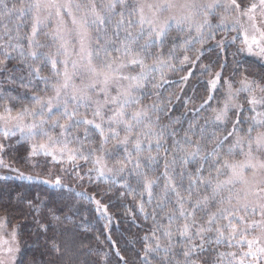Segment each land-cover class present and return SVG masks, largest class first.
<instances>
[{"label":"trees","instance_id":"16d2710c","mask_svg":"<svg viewBox=\"0 0 264 264\" xmlns=\"http://www.w3.org/2000/svg\"><path fill=\"white\" fill-rule=\"evenodd\" d=\"M14 11L0 0V51L6 34L15 31ZM29 14L23 17L22 64L0 59V102L23 107L50 96L59 76L50 42L36 45L27 38ZM181 54L153 55L136 83L132 121L113 138L80 120L78 110L62 119L83 154L105 156V163L94 162L99 169L91 170L85 159L62 165L33 156L25 141L10 151L21 170L38 176L0 179V216L16 231L14 264H218V254L231 249L208 230L229 118H214L223 87L210 96V83L199 77L210 72L225 81L236 68L221 63L218 72L206 58L203 68L197 61L193 67Z\"/></svg>","mask_w":264,"mask_h":264},{"label":"rangeland","instance_id":"374dc122","mask_svg":"<svg viewBox=\"0 0 264 264\" xmlns=\"http://www.w3.org/2000/svg\"><path fill=\"white\" fill-rule=\"evenodd\" d=\"M6 1L17 10L10 19L15 31L6 34L0 59L22 64L23 17L30 12L27 38L36 45L50 42L47 51L53 52L59 76L50 96L37 104L0 102V179L38 178L21 170L10 154L18 141L27 142L33 156L62 165L85 159L91 170L99 169L94 162L105 163V156L83 154L62 119L78 110L80 120L111 138L121 127L127 130L136 83L154 54L180 51L182 62L194 67L197 61L201 68L206 58V66L218 72L231 65L234 76L225 81L210 72L199 77L210 83V96L223 87L213 112L216 121L229 118L230 129L208 230L231 248L218 254V264H264V0ZM113 29L118 30L110 36ZM16 244V231L0 216V264H14Z\"/></svg>","mask_w":264,"mask_h":264}]
</instances>
